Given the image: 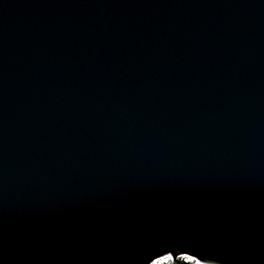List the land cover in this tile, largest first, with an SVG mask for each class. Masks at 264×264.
Listing matches in <instances>:
<instances>
[{
	"label": "water",
	"instance_id": "obj_1",
	"mask_svg": "<svg viewBox=\"0 0 264 264\" xmlns=\"http://www.w3.org/2000/svg\"><path fill=\"white\" fill-rule=\"evenodd\" d=\"M178 253L264 264V0H0V264Z\"/></svg>",
	"mask_w": 264,
	"mask_h": 264
},
{
	"label": "bare ground",
	"instance_id": "obj_2",
	"mask_svg": "<svg viewBox=\"0 0 264 264\" xmlns=\"http://www.w3.org/2000/svg\"><path fill=\"white\" fill-rule=\"evenodd\" d=\"M181 255H183V254H181V253H178V256H179V260L180 261H183V262H185L184 260H185V257H180ZM169 257V256H168ZM164 257V258H162V259H159V260H157V264H168V263H170L171 262V257ZM186 259H188L187 260V262H189V264H200L199 263V260L198 259H196V258H194V257H191V258H186Z\"/></svg>",
	"mask_w": 264,
	"mask_h": 264
},
{
	"label": "rangeland",
	"instance_id": "obj_3",
	"mask_svg": "<svg viewBox=\"0 0 264 264\" xmlns=\"http://www.w3.org/2000/svg\"><path fill=\"white\" fill-rule=\"evenodd\" d=\"M189 258H191V257H189ZM186 260H188V259H186V258H185V260H184V261H185V262H187ZM187 263H189V262H187Z\"/></svg>",
	"mask_w": 264,
	"mask_h": 264
},
{
	"label": "flooded vegetation",
	"instance_id": "obj_4",
	"mask_svg": "<svg viewBox=\"0 0 264 264\" xmlns=\"http://www.w3.org/2000/svg\"><path fill=\"white\" fill-rule=\"evenodd\" d=\"M187 261V260H186ZM189 261V260H188ZM190 262V261H189Z\"/></svg>",
	"mask_w": 264,
	"mask_h": 264
}]
</instances>
